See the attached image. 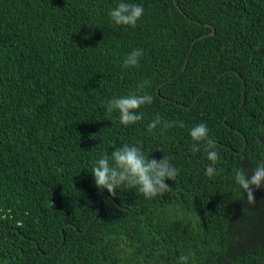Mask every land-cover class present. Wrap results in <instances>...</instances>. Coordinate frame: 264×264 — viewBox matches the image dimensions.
Wrapping results in <instances>:
<instances>
[{
	"label": "trees",
	"instance_id": "1",
	"mask_svg": "<svg viewBox=\"0 0 264 264\" xmlns=\"http://www.w3.org/2000/svg\"><path fill=\"white\" fill-rule=\"evenodd\" d=\"M120 2L0 0V264H264V186L249 205L234 179L264 163V0H123L144 8L134 28L111 21ZM143 81L141 121L107 115ZM158 115L184 127L149 133ZM125 143L179 170L168 192L97 189L96 161Z\"/></svg>",
	"mask_w": 264,
	"mask_h": 264
},
{
	"label": "clouds",
	"instance_id": "2",
	"mask_svg": "<svg viewBox=\"0 0 264 264\" xmlns=\"http://www.w3.org/2000/svg\"><path fill=\"white\" fill-rule=\"evenodd\" d=\"M144 15V8L140 4L126 3L121 0L115 8L110 10L109 17L116 26L135 27L138 20ZM142 49H133L123 60L122 68L128 69L139 66L143 56ZM150 81H143L137 85V92L125 96L113 97L106 104V113L111 115L114 111L119 114V122L124 126L136 124L143 119V113L138 110L153 102L152 96L138 94ZM184 127L183 121H166L159 115L148 125L147 130L152 133L157 127L166 130L171 127ZM209 128L205 123H200L190 130L191 147L201 149L210 162L206 167L205 175L213 178L216 174V164L219 161L218 144L210 138ZM201 145H203L201 147ZM111 154H106L96 161L92 170L95 186L100 191L107 192L115 197L117 190H133L143 195L145 199H151L159 194L168 192L171 188L166 180H175L179 170L166 157L160 160L149 159L141 147L129 145L114 146ZM236 184L247 194L249 205L255 204L254 191L264 186V163H261L251 173L238 170L234 176ZM3 211V209H0ZM7 219V214L0 217ZM195 257L194 252L179 257L180 264H189V260ZM192 264H195L192 259Z\"/></svg>",
	"mask_w": 264,
	"mask_h": 264
},
{
	"label": "water",
	"instance_id": "3",
	"mask_svg": "<svg viewBox=\"0 0 264 264\" xmlns=\"http://www.w3.org/2000/svg\"><path fill=\"white\" fill-rule=\"evenodd\" d=\"M178 8H179V7H178ZM179 9H180V8H179ZM211 35H215V30H214V29H213ZM187 64H188V60H187V62H186V64H185L184 70H185V68L187 67ZM158 93H159V90H158ZM199 97H200V96L197 97L196 101L199 99ZM196 101L194 102V104L196 103ZM244 139H245V145H244V148H243V150H242L241 152H244V151L246 150V148H247V145H248V141H247V139H246L245 136H244ZM64 241H65V237L63 238V243H64ZM63 243H62L61 245H63ZM61 245H60V246H61ZM60 246H59L58 248H56V250H54V252L57 251V250L60 248Z\"/></svg>",
	"mask_w": 264,
	"mask_h": 264
}]
</instances>
